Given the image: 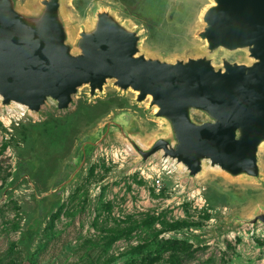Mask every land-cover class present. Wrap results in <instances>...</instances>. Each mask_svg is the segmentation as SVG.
Here are the masks:
<instances>
[{"label": "water", "instance_id": "1", "mask_svg": "<svg viewBox=\"0 0 264 264\" xmlns=\"http://www.w3.org/2000/svg\"><path fill=\"white\" fill-rule=\"evenodd\" d=\"M188 1L195 0H179L175 12ZM185 38L195 43L185 52L157 54L111 6L77 28L69 0H0V109L38 118L50 106L68 111L81 90L92 101L112 88L132 94L131 104L159 124L146 136L134 112H115L79 144L71 173L45 196L65 192L111 137L134 155L132 167L157 157L188 182L210 174L263 184L264 0H204ZM258 225L264 206L220 227Z\"/></svg>", "mask_w": 264, "mask_h": 264}, {"label": "rangeland", "instance_id": "2", "mask_svg": "<svg viewBox=\"0 0 264 264\" xmlns=\"http://www.w3.org/2000/svg\"><path fill=\"white\" fill-rule=\"evenodd\" d=\"M178 2L69 0L77 28L95 8L108 5L145 32L144 49L162 55L195 44L185 36L204 0L188 1L177 14ZM132 99L106 88L92 101L81 90L68 111L50 106L38 118L0 109V264H264L263 227H220L264 206V182L231 185L210 174L188 182L157 157L132 167L134 155L111 137L65 192L44 195L71 173L79 144L115 112H134L146 136L157 130L159 124ZM166 240L188 247L161 251L149 262L155 243Z\"/></svg>", "mask_w": 264, "mask_h": 264}, {"label": "trees", "instance_id": "3", "mask_svg": "<svg viewBox=\"0 0 264 264\" xmlns=\"http://www.w3.org/2000/svg\"><path fill=\"white\" fill-rule=\"evenodd\" d=\"M188 247V244L183 242V241H178V240H166L164 242H157L155 243V256L149 260V262H154L155 260L158 259L159 253L161 251H179V250H185ZM151 252H148V256L144 259L149 258ZM148 260V259H147Z\"/></svg>", "mask_w": 264, "mask_h": 264}]
</instances>
